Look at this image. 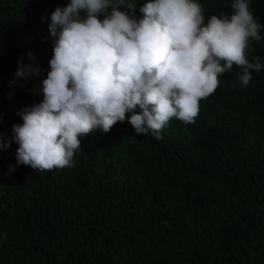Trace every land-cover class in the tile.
Listing matches in <instances>:
<instances>
[{
	"label": "trees",
	"instance_id": "16d2710c",
	"mask_svg": "<svg viewBox=\"0 0 264 264\" xmlns=\"http://www.w3.org/2000/svg\"><path fill=\"white\" fill-rule=\"evenodd\" d=\"M69 2L0 0V264H264V67L244 87L234 65L195 121L173 118L160 140L127 113L81 136L72 167L18 165L13 126L44 99L50 17ZM146 2L120 10L139 20ZM197 2L206 21L233 13L234 0ZM250 8L264 26V0ZM259 34L248 58L264 65ZM20 62L39 75L17 79Z\"/></svg>",
	"mask_w": 264,
	"mask_h": 264
},
{
	"label": "clouds",
	"instance_id": "9594fccd",
	"mask_svg": "<svg viewBox=\"0 0 264 264\" xmlns=\"http://www.w3.org/2000/svg\"><path fill=\"white\" fill-rule=\"evenodd\" d=\"M125 7L134 13L136 0H70L51 14L54 55L42 82L44 99L18 113L23 124L13 126L18 165L72 167L81 136L108 133L127 113L137 135L160 140L173 118L195 121L200 102L234 65L244 87L264 67L260 57L248 58L264 27L250 0H234L230 16L207 21L197 0H150L139 20L120 10ZM39 72L20 62L15 76Z\"/></svg>",
	"mask_w": 264,
	"mask_h": 264
}]
</instances>
